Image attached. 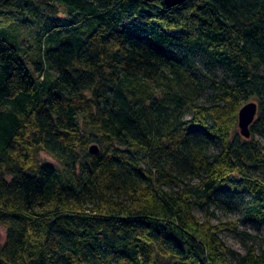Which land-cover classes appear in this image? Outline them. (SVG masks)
I'll return each instance as SVG.
<instances>
[{"label":"trees","instance_id":"trees-1","mask_svg":"<svg viewBox=\"0 0 264 264\" xmlns=\"http://www.w3.org/2000/svg\"><path fill=\"white\" fill-rule=\"evenodd\" d=\"M0 24V264H264L220 234L264 226V0H0Z\"/></svg>","mask_w":264,"mask_h":264},{"label":"rangeland","instance_id":"rangeland-1","mask_svg":"<svg viewBox=\"0 0 264 264\" xmlns=\"http://www.w3.org/2000/svg\"><path fill=\"white\" fill-rule=\"evenodd\" d=\"M79 18V16H78ZM77 18V19H78ZM22 33L25 35H30L29 31L30 28L25 26L24 29H21ZM17 35L16 31H12L10 28H6L4 25L0 24V36L2 39L7 40V42L12 43V39ZM35 47V44H34ZM21 56H23V53H21ZM45 160L49 162L55 161L53 157L48 156L45 153H41V155ZM217 215L216 218H214V223L217 221H227L230 219H236L239 216V213H224L219 210H216ZM244 231L250 233V238L246 236H241L237 235L235 233H232L230 231H224L221 232V236L226 242V244H229L232 246L237 252H244L246 248L249 246L251 243L259 244L262 242V239L264 238V226L261 228L257 229L251 226H240ZM6 228L3 224H0V246H2V243L6 239Z\"/></svg>","mask_w":264,"mask_h":264},{"label":"water","instance_id":"water-1","mask_svg":"<svg viewBox=\"0 0 264 264\" xmlns=\"http://www.w3.org/2000/svg\"><path fill=\"white\" fill-rule=\"evenodd\" d=\"M168 7H173L176 4L183 3L185 0H164ZM258 112V103L255 101L248 102L239 112V125L241 128L242 135L247 137L251 136V124L254 122ZM91 153H97L98 147L92 146L90 149Z\"/></svg>","mask_w":264,"mask_h":264}]
</instances>
